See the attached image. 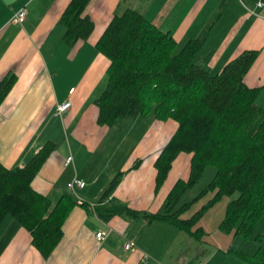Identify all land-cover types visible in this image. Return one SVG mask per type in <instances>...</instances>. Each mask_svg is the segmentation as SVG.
<instances>
[{
  "label": "crops",
  "instance_id": "1",
  "mask_svg": "<svg viewBox=\"0 0 264 264\" xmlns=\"http://www.w3.org/2000/svg\"><path fill=\"white\" fill-rule=\"evenodd\" d=\"M69 1L0 0V78L14 70L18 75L0 106V162L11 167L24 165L48 139L53 140L56 149L33 178L34 187L58 200L69 191L67 184L76 176L86 180L84 188L75 189L78 195L97 202L102 188L108 184L99 182L104 170L99 169L97 159L101 150L109 146L114 125L121 124L123 132L117 145L127 151L120 170L126 171L113 194L134 209L163 211L169 189L178 177L186 178L190 173V155L180 154L157 192L154 160L176 130L177 122L158 121L153 115L148 123L141 121L140 116L132 120L123 117L109 126L97 123L99 108L95 99L106 87L109 65L97 41L116 13L133 7L173 34L178 40V51L187 39L202 38L204 44L196 60L212 73L220 72L226 62L244 49H260V56L245 80L251 87H262L264 8L258 7L261 0H91L85 14L94 18L95 28L88 39H80L74 46L65 42L66 26L60 22ZM228 5L233 9H227ZM22 6H27L28 14L20 23L15 15ZM259 98L264 105V89ZM68 100L72 102L68 110L56 111L60 103ZM141 122L145 123L144 128ZM70 153L74 161L65 165ZM183 158L186 172L173 181L171 173ZM138 159L140 164L134 168ZM106 224L115 229L99 242L96 231ZM198 227L206 234L212 231L208 224ZM62 230L64 235L54 252L43 258L28 229L7 215L0 223V264H138L141 260L147 264H210L219 253L230 255L225 250L232 247L236 238L227 234L216 251V237L215 248L205 249L203 244L210 235L199 240L186 232L201 243L193 244L192 250L185 252L172 240L182 237L185 230L169 222L147 223L141 217L119 215L107 222L78 203ZM124 236L134 239L135 250L124 248Z\"/></svg>",
  "mask_w": 264,
  "mask_h": 264
},
{
  "label": "trees",
  "instance_id": "2",
  "mask_svg": "<svg viewBox=\"0 0 264 264\" xmlns=\"http://www.w3.org/2000/svg\"><path fill=\"white\" fill-rule=\"evenodd\" d=\"M90 2L70 0L66 4L60 22L66 26L67 44L74 46L91 36L96 22L85 14ZM203 44L200 37L190 38L178 51L173 34L133 7L116 13L98 39L97 47L108 57L109 65L106 87L95 99L99 108L97 123L109 126L123 117L149 114L158 121L177 122L176 130L154 160L157 192L180 154L190 155V173L186 178L178 177L169 189L163 211L138 210L118 200L113 193L126 170L115 174L95 202L97 216L105 221L119 215L141 217L147 223L169 222L201 240L206 231L197 224L205 211L221 197L235 192L238 196L227 204L220 222L222 231L250 238L264 216V105L259 101L264 86L251 87L245 80L261 50L244 49L220 72L212 73L196 61ZM14 71L0 78V106L18 78ZM56 146L48 139L24 165L11 167L0 162V223L12 215L31 233L32 243L43 258L60 243L63 224L77 204L71 191L54 200L33 185V178ZM208 165L217 169L211 182L179 206L182 196L201 179ZM209 192L213 196L205 204L190 217L183 216ZM82 206L90 208L87 202ZM254 240L258 243L254 253L234 246L225 251L239 256L245 264H264V232ZM138 264L147 263L141 260Z\"/></svg>",
  "mask_w": 264,
  "mask_h": 264
},
{
  "label": "rangeland",
  "instance_id": "3",
  "mask_svg": "<svg viewBox=\"0 0 264 264\" xmlns=\"http://www.w3.org/2000/svg\"><path fill=\"white\" fill-rule=\"evenodd\" d=\"M231 8L232 7L230 5H228L227 9L231 10ZM225 21H227V19ZM221 26H223V23L219 26V28H221ZM210 41H212V39H210ZM259 101L261 103L262 98H259ZM152 117H153V114L148 115L147 118L140 116L141 121L146 122V123H148ZM128 119L132 120V118H128ZM141 124L144 128L145 123L141 122ZM113 128H115V129H112L110 132V135H109L110 136L109 140H108L109 146H106L103 149L101 148L102 154L97 159L99 169L103 168V170H104L103 175H100L101 177H100L99 182L103 181L104 184L106 182H108V184H109L112 177L121 170L122 165H123V161L127 155L126 154L127 151L124 150L125 149L124 146L119 147L117 145L121 136H122L123 126H121V124L119 126L114 125ZM125 145H126V142H125ZM115 153H116V155H115ZM184 161H185V158H183L182 161H180V163H178L177 168L175 170H173V172L171 173V177H172L173 181L177 178V176H179L181 174H183V175L185 174L184 172H186V166H185ZM216 170H217L216 167H214L212 165L211 166L208 165L206 170L204 171V174L201 177V179L197 183L192 185V187L182 196V198L179 202V206L182 203H185L187 201L192 200V198L194 196L198 195L202 191V189L209 182H211V180L215 176V173L217 172ZM94 171H96V168H94ZM235 196L236 197L238 196L237 192L233 193L231 196L221 197V199H219L215 205H213L211 208H208L207 211H205V215H204L203 219H201V221L198 223V225H200L201 223L203 225L208 224L212 229L210 234H206L204 236V239H206L208 237V235H210L209 238H207L208 239L207 243L203 244L205 249H207V247L212 248V250L215 248L213 245H214L215 237H216V251H218V244L221 243L220 241L225 240L223 237L224 236L226 237L227 234H225L220 229L219 225H220L221 220L225 216L227 204ZM211 197H212V193L209 192L207 195H205V197H203V199H200L199 201L194 202L192 207L183 215L185 217H190L192 215L193 211L198 210L205 203V201H207ZM53 199L57 200V198H53ZM10 216H12V215H10ZM261 232H264V216L259 220L258 224L256 225L254 232L252 234V237L245 239L243 237L237 236L234 239L232 246L238 247L241 250H244L246 252L249 251V252L254 253L256 250H258L257 249L258 243L256 242V240H254V237ZM182 234H183L182 237H179V238L174 237L175 239L173 238L172 240H174V243L176 245L181 246L182 249L185 250V252L191 251L193 248V244H197V242L201 243V241L194 239V237L193 238L190 237L185 231H182ZM221 234H223V235H221ZM229 237H231V241H232L233 236L231 235ZM228 246H229V244L227 245L226 248H228ZM226 256L227 255H223V253H219L218 255H216V258H214V260L210 262V264H245L239 258V256H237L235 254L234 255L230 254L227 257ZM206 259H207V256L205 257L204 261Z\"/></svg>",
  "mask_w": 264,
  "mask_h": 264
},
{
  "label": "built area",
  "instance_id": "4",
  "mask_svg": "<svg viewBox=\"0 0 264 264\" xmlns=\"http://www.w3.org/2000/svg\"><path fill=\"white\" fill-rule=\"evenodd\" d=\"M258 7L260 8H264V0H261L258 2ZM252 11V10H250ZM254 12V11H252ZM27 14H28V8L27 6H22V8L16 12V20H19L20 23H23L25 21V18L27 17ZM71 100H68V101H65L63 103H60L58 105V108L56 111L58 112H65V110H68L70 105H71ZM74 161V155L72 153H70V155L66 158L65 160V165H69L71 164V162ZM86 185V180H82L76 176H73V178L71 179V181L68 182L67 184V188L69 191L73 192L74 195L76 196L77 198V203L79 205H83L84 203H88L90 208H91V211H93L96 216L98 215L97 214V211H96V203L95 202H90V201H87L86 199L84 200L82 197H80L78 195V193L76 192L75 189H78V188H84ZM115 228H113L111 225L109 224H106L105 227H101L100 229H98L96 231V239L100 242V241H103V240H106L111 234L112 232L114 231ZM125 238V244H124V248L127 250V249H132V250H135L137 248V245L134 241V239L132 237H129V236H124ZM195 264H201V263H195Z\"/></svg>",
  "mask_w": 264,
  "mask_h": 264
}]
</instances>
